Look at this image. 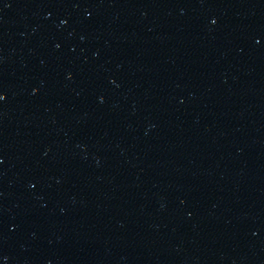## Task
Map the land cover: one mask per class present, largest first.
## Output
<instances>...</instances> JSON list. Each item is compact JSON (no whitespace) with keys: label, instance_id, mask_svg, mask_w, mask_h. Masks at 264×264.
Returning a JSON list of instances; mask_svg holds the SVG:
<instances>
[{"label":"water","instance_id":"1","mask_svg":"<svg viewBox=\"0 0 264 264\" xmlns=\"http://www.w3.org/2000/svg\"><path fill=\"white\" fill-rule=\"evenodd\" d=\"M0 264H264V0H0Z\"/></svg>","mask_w":264,"mask_h":264}]
</instances>
